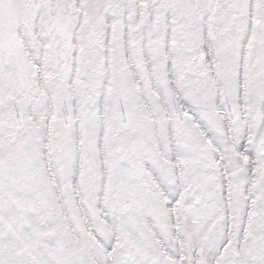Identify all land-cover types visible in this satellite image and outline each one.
Masks as SVG:
<instances>
[{"label":"snow or ice","instance_id":"snow-or-ice-1","mask_svg":"<svg viewBox=\"0 0 264 264\" xmlns=\"http://www.w3.org/2000/svg\"><path fill=\"white\" fill-rule=\"evenodd\" d=\"M0 264H264V0H0Z\"/></svg>","mask_w":264,"mask_h":264}]
</instances>
